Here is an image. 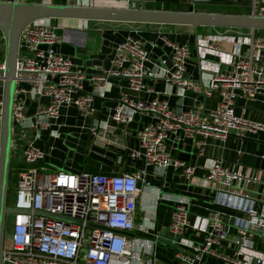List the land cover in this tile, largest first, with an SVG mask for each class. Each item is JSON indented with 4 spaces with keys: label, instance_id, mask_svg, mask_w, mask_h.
<instances>
[{
    "label": "built area",
    "instance_id": "built-area-1",
    "mask_svg": "<svg viewBox=\"0 0 264 264\" xmlns=\"http://www.w3.org/2000/svg\"><path fill=\"white\" fill-rule=\"evenodd\" d=\"M91 1L67 3L93 5ZM209 1L184 3L195 8ZM257 1L253 0L254 5ZM53 20L30 23L19 40L11 165L19 179L11 207L15 209L11 241L5 245L3 264H165L156 256V245L163 240L158 233L153 237L121 233L140 229L149 234L144 224H137L141 184L152 186L144 173L108 175L52 169L40 144L43 130L54 128L52 134L59 136L64 107L74 106L81 116H93L95 99L106 96L113 77L124 78L128 84L110 121L128 124L137 113L150 118L137 133L140 148L131 157L142 158L146 166L172 169L184 181L213 194L207 228L191 223V199L176 196L168 241L175 249L173 264H264V250L259 248L264 244V189L254 190L258 185L264 187L260 172L251 167L237 170L235 164L214 159L200 177L198 166L173 157L170 145L172 138H192L203 155L207 139L223 144L231 134H264V123L235 111L238 97L257 99L264 94V34L260 29L215 27L220 28L216 33L198 34L195 47L163 34L150 47L142 39L127 37L115 45L108 64L93 59L78 68L71 56L57 49L63 36ZM1 40L0 128L6 68L3 33ZM193 49L199 65L208 72L206 80L188 76ZM156 78L182 88L184 98L185 91L208 98L217 92V106L205 112L204 105L193 101L189 108L176 110L161 93L151 100L130 95L150 90L147 80ZM32 104L35 109L30 114ZM188 231L203 239L188 237Z\"/></svg>",
    "mask_w": 264,
    "mask_h": 264
},
{
    "label": "crops",
    "instance_id": "crops-1",
    "mask_svg": "<svg viewBox=\"0 0 264 264\" xmlns=\"http://www.w3.org/2000/svg\"><path fill=\"white\" fill-rule=\"evenodd\" d=\"M22 2H48L67 3V0H20ZM129 7L145 8L147 2H178L185 4L186 0H123ZM93 5H97L92 0ZM187 4V3H186ZM185 4V5H186ZM198 5H212L211 12L230 13H263L264 0H210L208 3ZM190 7L189 4H187ZM230 8L234 11L228 10ZM234 8V9H233ZM181 9V8H179ZM63 42L57 49L73 58L78 68L86 66L91 60L108 64L116 44L127 37L142 39L150 47L151 41L163 34L169 39L196 46L198 34L216 33L220 28L199 27L196 30L190 25H168L139 22L118 21H77L70 19H55ZM159 53V50L158 52ZM188 76L196 80H206L208 72L201 68L197 59L196 50L193 49V58L187 64ZM150 90L138 93L129 92L135 99L151 100L161 93L168 100L173 109L181 110L192 106L193 101L202 104L205 112L216 108L218 93L212 98L196 97L191 91H185V98L181 96L183 90L177 85L167 84L164 79H148ZM127 80L113 77L105 97H97L95 106L97 112L91 117H83L74 106L64 107L60 117L61 127L59 136L52 134L54 128L42 131L40 144L46 149L47 165L52 169H65L76 173L91 172L108 175L122 174L124 172H142L151 181L152 186L144 188L138 197L137 224H144L149 234L136 229L133 233L140 237H153L158 233L163 238L156 245V256L165 264H173L174 251L168 243L171 238L169 225L174 200L179 194L191 199L189 218L192 224L208 227L206 216L213 207V194L210 190L195 186L174 172L157 166H146L142 158L134 159L131 152L140 148L138 131L149 121V115L137 113L128 124L110 121L111 113L123 90L126 89ZM86 90L91 87L86 83ZM1 88V83H0ZM181 93V94H180ZM32 104L29 113L34 112ZM235 111L238 115L253 121L264 123V94L257 99L238 97ZM34 133V130H33ZM197 139H203L197 137ZM172 156L198 166L197 175L206 174V166L214 159H222L227 163L235 164L237 170L244 171L248 167L260 172L264 180V134L256 133L247 137L231 134L225 143L220 144L213 139H207L203 149L196 145L195 140L187 137L172 138L170 141ZM264 189L262 185L254 188ZM186 235L196 240H202L203 235L188 231Z\"/></svg>",
    "mask_w": 264,
    "mask_h": 264
},
{
    "label": "water",
    "instance_id": "water-1",
    "mask_svg": "<svg viewBox=\"0 0 264 264\" xmlns=\"http://www.w3.org/2000/svg\"><path fill=\"white\" fill-rule=\"evenodd\" d=\"M77 21H118L168 25H190L240 29H264V14L138 8L129 6L78 5L69 3L0 1V29L6 40V68L3 84V119L0 128V264L4 262L9 207V185L12 165L13 108L19 40L30 23L45 19ZM134 236L133 232H121Z\"/></svg>",
    "mask_w": 264,
    "mask_h": 264
},
{
    "label": "rangeland",
    "instance_id": "rangeland-1",
    "mask_svg": "<svg viewBox=\"0 0 264 264\" xmlns=\"http://www.w3.org/2000/svg\"><path fill=\"white\" fill-rule=\"evenodd\" d=\"M97 5H103V6H112V5H119V6H128L127 2L123 0H95ZM145 8H155V9H183L188 10L189 7L187 4H179L178 2H160V1H153V2H147L145 5ZM214 9L212 5L206 6V5H197L195 7L196 11H207V9ZM228 10L234 11L230 8H227ZM234 9V8H233ZM261 34H264V29H260ZM2 36V30L0 29V58H3V41L1 40ZM17 160L13 163V166H16ZM59 169V168H57ZM18 171L12 170L11 176H10V185H9V199L8 204L9 207H12L14 204V199L16 197V191H17V184H18ZM13 220H14V214L9 213L7 218V230H6V244H10L11 241V235H12V228H13Z\"/></svg>",
    "mask_w": 264,
    "mask_h": 264
},
{
    "label": "trees",
    "instance_id": "trees-1",
    "mask_svg": "<svg viewBox=\"0 0 264 264\" xmlns=\"http://www.w3.org/2000/svg\"><path fill=\"white\" fill-rule=\"evenodd\" d=\"M178 10H183V9H178ZM10 176H11V174H10ZM259 248L262 249V250H264V244L263 243H260L259 244Z\"/></svg>",
    "mask_w": 264,
    "mask_h": 264
}]
</instances>
